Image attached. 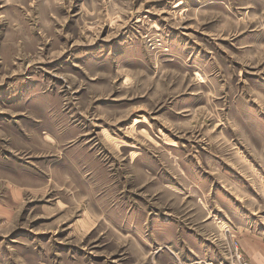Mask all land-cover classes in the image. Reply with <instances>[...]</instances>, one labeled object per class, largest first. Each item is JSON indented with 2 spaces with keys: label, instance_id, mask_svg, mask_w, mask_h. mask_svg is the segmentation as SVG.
I'll return each instance as SVG.
<instances>
[{
  "label": "rangeland",
  "instance_id": "obj_1",
  "mask_svg": "<svg viewBox=\"0 0 264 264\" xmlns=\"http://www.w3.org/2000/svg\"><path fill=\"white\" fill-rule=\"evenodd\" d=\"M264 0H0V264H255Z\"/></svg>",
  "mask_w": 264,
  "mask_h": 264
},
{
  "label": "crops",
  "instance_id": "obj_2",
  "mask_svg": "<svg viewBox=\"0 0 264 264\" xmlns=\"http://www.w3.org/2000/svg\"><path fill=\"white\" fill-rule=\"evenodd\" d=\"M247 256L255 264H264V237L248 235L244 245Z\"/></svg>",
  "mask_w": 264,
  "mask_h": 264
}]
</instances>
